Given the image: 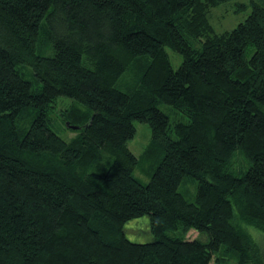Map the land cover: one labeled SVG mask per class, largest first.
Instances as JSON below:
<instances>
[{
	"label": "trees",
	"instance_id": "trees-1",
	"mask_svg": "<svg viewBox=\"0 0 264 264\" xmlns=\"http://www.w3.org/2000/svg\"><path fill=\"white\" fill-rule=\"evenodd\" d=\"M226 1L0 0V264H264V0L218 33ZM62 96L86 108L69 141ZM134 121L160 149L145 184ZM144 215L153 239H128Z\"/></svg>",
	"mask_w": 264,
	"mask_h": 264
},
{
	"label": "rangeland",
	"instance_id": "rangeland-1",
	"mask_svg": "<svg viewBox=\"0 0 264 264\" xmlns=\"http://www.w3.org/2000/svg\"><path fill=\"white\" fill-rule=\"evenodd\" d=\"M248 2L249 0H229L220 3L216 7H213L209 11L208 16L209 22L214 28V31L219 33L224 30H229L236 26L238 22L244 20V18L250 11V5ZM239 4H245V7L237 8ZM167 51L170 55L172 66L174 68L178 67V65L182 61V56L174 52L170 48H167ZM131 80L132 79L130 76H126L123 79V82H126V84H130ZM66 98L67 97L63 96L58 98L59 100L56 102L54 107L55 111L51 115V127L57 132V134L62 139L69 141L72 137L77 134V131L76 129H71L68 126L66 127L65 123H63L61 116H67V111L64 110H66V108L69 109L72 107L71 109L76 110L79 115V113L82 110H85L86 108L77 101H73L72 105V102L70 101L71 99L69 100ZM160 107L161 109L172 115L171 112L173 111V108L171 106L167 104H161ZM29 109H31L32 111V119L36 113V109L32 107ZM31 119L29 120V122L31 121ZM66 122H70L73 125H81L83 123V120L81 117H69L67 118ZM21 123L22 125L26 124V119L24 118ZM134 125L136 127V133L134 137L128 141V147L140 159L138 165L134 170V175L140 182L145 184L149 181L151 173L158 164L160 158V149H158L157 143L151 145L152 132L148 122L134 121ZM147 150H150V152ZM144 152L146 153L143 155V157H141V153ZM244 164V159L240 156V154H237L234 158L233 167H236L237 169L238 167L243 166ZM179 190L189 201H194L196 192V181L192 178L186 177L180 184ZM125 235L128 239L137 242L152 240L153 236L149 230L148 216L144 215L127 222V224L125 225ZM195 235L196 232L193 230H189L186 233V236L190 238L194 237Z\"/></svg>",
	"mask_w": 264,
	"mask_h": 264
},
{
	"label": "water",
	"instance_id": "water-1",
	"mask_svg": "<svg viewBox=\"0 0 264 264\" xmlns=\"http://www.w3.org/2000/svg\"><path fill=\"white\" fill-rule=\"evenodd\" d=\"M66 125L71 128V129H78L80 126L79 125H73V124H70L69 122H66Z\"/></svg>",
	"mask_w": 264,
	"mask_h": 264
}]
</instances>
